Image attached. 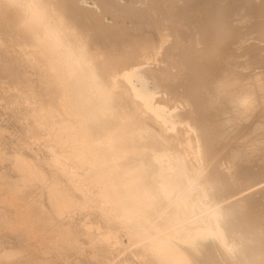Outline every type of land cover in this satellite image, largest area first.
Here are the masks:
<instances>
[{
	"label": "bare ground",
	"instance_id": "obj_1",
	"mask_svg": "<svg viewBox=\"0 0 264 264\" xmlns=\"http://www.w3.org/2000/svg\"><path fill=\"white\" fill-rule=\"evenodd\" d=\"M98 1L121 10L122 19L135 17L139 32L148 33L133 39L127 22L106 23L102 15L94 16L92 32L89 21L82 23L95 13L87 0H0V18L10 28L4 29L12 30L5 37L15 40L11 47L1 34L8 44H0L11 47L6 52L15 53L27 75L19 71L22 81L19 68L17 76L12 70L18 83L4 86L6 94L19 92H11L9 102L14 110L23 109L28 135L11 152L18 179L40 189L37 219L51 221L49 209L62 224L53 229L60 235L54 247L80 251L84 232L96 247L118 254L102 264H129L130 257L141 264H264V217L258 214L264 211V132L251 150L244 143L236 146L232 156L240 168L227 172L220 156L230 131L228 141H235L232 128L243 114L264 115V75L250 70L243 76L236 47L242 31L232 19L236 0L182 5L158 0L169 15L163 21L154 16L155 0L154 13L142 9L144 4ZM149 1L141 0L151 6ZM238 5L264 21V0H238ZM182 26L192 32L187 35ZM256 26L258 47L264 48V25ZM166 30L178 41L167 45ZM105 35L111 45L97 42ZM258 47L247 54L257 55ZM35 74L46 91L54 88L52 95L37 96ZM29 86L36 95L24 91ZM4 145L0 138V148ZM7 251L0 254H11Z\"/></svg>",
	"mask_w": 264,
	"mask_h": 264
},
{
	"label": "rangeland",
	"instance_id": "obj_2",
	"mask_svg": "<svg viewBox=\"0 0 264 264\" xmlns=\"http://www.w3.org/2000/svg\"><path fill=\"white\" fill-rule=\"evenodd\" d=\"M96 1H98V0H96ZM118 1H120V3H121L122 0H118ZM131 1H133L132 2L133 5L130 3ZM146 1H148V0H146ZM155 1H157V7L158 8L154 7L156 5ZM155 1L152 0V2L154 4L151 2L153 7H151L152 5L151 6L149 5L150 3L149 4L148 3H142L141 0H135V3H134V0H128V1L123 0L122 4H123V6H125V4L126 5L129 4L128 5L129 7L130 6L134 7V5L135 6H142L144 4L141 8L143 9V7H144V9L148 12L153 10V8H155V10L158 9L159 11L158 10L157 11L159 13L161 12L159 14V16H158V12H156V15L158 17L154 14V16L156 17L157 20L164 19V17L166 18V15H168V14H166L167 11L162 10L161 9L162 6H161V8L159 7L158 0H155ZM172 1L174 2V4L177 3L178 5H182L184 3L183 0H172ZM219 1H221V0H219ZM255 1L261 2L263 0H255ZM98 3H99V1H98ZM86 5H89V7L91 6L90 7L91 9L90 8L89 9L92 11L94 9L95 13L89 14L90 17L92 16L91 19L89 16H86V18H88L86 20H85V18H83L82 23L89 24V22H90V26L93 27L92 32L95 30L94 27L97 26V25L96 26L91 25L92 23L93 24L96 23L94 16L96 15L95 17H97V15H99L101 17V15H102V18H104V21L106 20L110 24L114 23L115 25H118V24L120 25V24H124L123 22H125V23L127 22V26L129 28V30L131 29L130 32L131 33L133 32L131 35V37H133V39H135L136 37L142 38L140 35H142L144 37L146 35V33H148L146 31L144 33V30L143 31L141 30L142 33H141V31L139 32L138 28L140 29V27H138V26H140V25L137 22L138 19H136L135 17H133V19L131 18V20L133 22L128 17L126 19H124L125 17L122 19L123 12L121 10L117 9L116 7L115 8H111V7L105 8L101 5V3H99V5H98V6H100V8H99L97 6V4L95 3V0H87ZM92 6L95 8H93ZM96 6H97V8H96ZM117 6L119 8V5H117ZM101 10H102V12H101ZM118 10L120 11V13L122 15L121 17H120V15H118V14H120ZM152 12L154 13V10ZM162 13L164 16L162 15ZM117 16H119L121 20H119L118 19L119 17H117ZM159 17H160V19H159ZM92 18H94V19L92 20ZM0 19H1L0 20V22H1L0 23V25H1L0 37H3L2 35H4V37H5L6 34H8L7 31H9V33L11 34L12 30L10 31L9 30L10 28L8 27V25L6 26V24H5L6 20L5 19H3L2 17ZM114 19H116V20H114ZM177 19L180 22H182L179 17ZM232 19L235 22L236 29L240 28V30L242 31L241 40H238L236 47L238 48L237 50L240 53L242 71L243 70L245 71V72H243L244 78L247 77L246 71H250V70L261 71L262 75H264V48L258 47L259 43L261 41H260V37H258V35H257L258 33L255 32V30H257L256 24L257 25L258 24L264 25L263 18H260L259 14H257L256 12L254 15L251 14L249 12L248 8L245 6L239 7L238 0H236L235 15ZM84 20H85V22H84ZM118 20H119V22H118ZM125 20H128V21H125ZM135 20H137V21L134 22ZM241 20H242V22H241ZM86 21H89V22H86ZM161 21H163V20H161ZM133 23H134V28H133ZM5 26H6V28H9V29L5 30L4 29ZM255 26H256V29L254 28ZM182 27H183V29L187 35H189L192 32L191 29L185 28L184 26H182ZM1 29H4L5 31H1ZM136 30H138V31H136ZM226 30L228 31V28H226ZM13 31H15V30H13ZM166 32L170 33V37H169V41H168L167 45L171 44L172 42L178 41V35L176 33H171V32H174L173 30H166ZM135 34H137V35H135ZM105 36H104V38H101L102 36L97 37L98 38L97 42L101 41L103 43L105 40H106V42L109 41L110 39L107 38V36L106 37ZM127 36L125 38H127ZM180 37L183 40V37L182 36H180ZM4 39L0 38V42H3L2 40H4ZM5 40L8 41L9 43H11V41H12L11 47H14L13 45L15 43H13V42H15V40L14 41H13V39L10 40L9 37H8V39L6 38ZM5 40H4V43H6ZM122 41L123 40L121 39L120 42H122ZM8 42L6 44H8ZM101 42H100V45H101ZM110 43H111V41L109 42V44ZM3 44H0V49H1L0 51H2V49H3V51L6 52V50H5L6 47H7L6 49H8L7 51L11 50V47L9 49L8 45L4 46ZM97 44H99V43H97ZM105 44L109 45L108 42L104 43L103 45H105ZM122 44H123V42H122ZM122 44L120 43L121 46H122ZM249 47H253V48L258 47L257 48V51H258L257 55H254V54L248 55L247 53H248ZM3 51L0 54V56H1L0 57V62H1L0 63L1 64L0 65V97H1V99H0V138H2V140L5 143L4 147L5 146L6 147H5V149L0 148V151H1V154H0V251L4 253V252H6V250H8L7 252H10L11 254H9V253H6V254L11 255V256H8L5 254H0V264H102L103 261L106 259V257H109L110 259L115 258V256L118 255L117 253L106 252V250L102 249L101 247H96L95 245L92 244L91 238L84 232L79 235L80 242L83 244L82 250H80V251L79 250H75V251L74 250H67V251L63 252L62 250H59L58 248L54 247V241L58 240L60 235L57 232L55 233V231L53 229L55 227H57L58 225L59 226L62 225L60 223V221H58V222L53 221L54 215L52 214V212L49 211V209H47L48 213H49L48 216H49L50 220L52 219L51 220L52 222L48 221L47 215H46V219H47L48 223L45 222L44 220L39 221L37 219V217L40 216L39 210L41 209V206H39V204H38V200L40 202L43 201V199H40L39 194H38L40 189L37 186H31L30 187V185H26L25 182L20 181L18 179L20 173L16 169L15 157L11 152V150L14 149V147L19 148L20 146H23L25 144L24 142H26V138L28 140V135L26 132V126H25V124H23L24 120L22 119V117H23L22 110L23 109L22 110L21 109L20 110H17V109L14 110L10 104L15 93L17 95L19 92H17V90L13 89V90L8 91V93L6 94L5 92L8 88L7 89L4 88L5 85L8 86L9 84H11V85L17 84L18 83V80L16 77L17 72L19 75L20 74L19 71H20L21 72L20 75L22 76V74H24V71L22 73V70L20 68L21 66L19 65L20 62L18 61V59L17 60L13 59V58H16L14 52H12V54H11V51L8 53L7 52L3 53ZM2 53H3V56H2ZM11 55H13V57H11ZM261 57H263V59H260ZM1 58H2V60H1ZM15 60L18 64L15 62ZM2 62H4V63H2ZM8 62L12 64V69L10 68L11 64L9 65ZM4 64H6V65H4ZM13 64H14V67H13ZM7 65H9V66H7ZM159 65L161 67L167 66V68H168V66L170 67V62L168 64L166 61H164V62L159 61ZM171 65L172 66L170 67V70L172 72H175L177 68L173 67L174 66L173 64H171ZM7 67H9L11 71ZM16 67H17V69H15ZM18 68H19V70H18ZM12 70L16 76L13 75ZM15 70H18V71L14 72ZM20 75L18 76L19 80H22L21 79L22 77L25 78L27 76V75H25V76L23 75L20 78ZM34 76H36V78H34ZM12 78H13V80H12ZM32 79L34 81L33 84L35 83L37 85V87H38V85L39 86L41 85V87L44 88V91H43L42 88L40 87L41 91H42L41 92L39 90L40 89L39 87L35 88L34 86H36V85L32 84L34 89L37 90V91H35V93L37 92L36 93L37 96L47 98V96L52 95L51 91L54 88H52V89L47 88V89H49V90H47L48 92L51 90L48 94V92L46 91V88H45L46 86L45 87L43 86V84H45L43 79L41 80V78L40 79L37 78L36 74L32 75ZM9 81H10V83H9ZM36 81L39 83H37ZM41 81L43 82V84ZM29 87H27V88L24 87L23 90L26 88L24 91L29 92L30 94H35L33 91L34 90L33 87H30V89H29ZM4 89H5V92H4ZM20 89H22V88L20 87ZM29 90L32 92H30ZM164 90H165V88H164ZM38 91H40L41 94ZM11 92L12 93L14 92V95ZM42 93L43 94L46 93V95H42ZM8 95L10 97H8ZM11 96H13V97L11 98ZM175 100L182 105H185V103H186V100L181 99V97H179L177 95H175ZM19 111H21V112H19ZM15 113H17V114L15 115ZM18 113H20L19 117H18ZM242 114H241V116H242ZM262 115H263L262 113H255L254 114V112H252L251 110H248V112L246 114H243V120L241 122L239 121V124L237 126H235L234 128H232V130H234L235 136H236V138L234 139L235 141L232 140L234 142L228 141L229 136L233 133L232 131L229 132V136L227 137V139L225 141V146L220 149L221 160H222V162L225 163V165L227 167V172H229V170L232 171L233 168L238 167V166L240 168V164L239 165L236 164V163H238V158L236 156H232V152L236 149L237 145H240V143L241 144L244 143V145L246 147H249L251 150L252 147L255 145V143L260 142L261 138L264 139V135L260 139L257 138L260 134H262L264 132V115L263 116ZM18 124L20 125L21 128L19 127ZM257 124H261L259 128L256 127ZM253 125H255V126H253ZM23 127H24V129H23ZM17 129L20 131H18ZM24 130H25V132H24ZM19 132H21V134ZM22 134H24V135L22 136ZM17 135H19V136H17ZM13 138H15V139H13ZM22 138H23V140H22ZM24 139H25V141H24ZM17 140H19V141L21 140V142L18 141L19 142L18 143ZM260 157H261V155L255 156V158H260ZM245 163L246 162H242V165H244ZM8 174L12 175V177L8 178ZM229 176L232 179V181H236V180H234L236 177L235 174L232 173ZM260 187L257 186V187H253L252 189L253 190L258 189ZM262 187H264V186H262ZM33 195H35V197ZM31 196H33V198H32L33 200L31 199ZM260 198H261L262 204H264V193L260 196ZM252 207L253 206H251V208ZM262 208H264V206ZM31 214H36V215L32 216ZM258 214H259L260 218L264 217V215H262V214H264V211L262 209H260L258 211ZM35 223H37V224H35ZM38 223H40L42 225H40V224L38 225ZM32 228H33V230H32ZM45 229L47 232L45 231ZM35 230H36V235H35ZM32 232H33L34 236L32 235ZM43 233H48V235L46 236V234H45V236H44ZM63 234H64V232L61 235H63ZM37 235H39V236H37ZM49 236H50V238H49ZM37 238H39V243H38ZM34 240H35V242H34ZM36 242L38 245L36 244ZM33 243H34V245H33ZM39 244H41L42 247ZM35 245H37V246H35ZM50 245L53 246L54 249L52 247H50ZM37 247L38 248L41 247V248L38 249ZM35 248H37V249H35ZM52 250H53V252H52ZM59 251L61 254L59 253ZM138 260L139 259L134 260V258L130 257L129 264H133V263L134 264H136V263L141 264L140 262H137Z\"/></svg>",
	"mask_w": 264,
	"mask_h": 264
}]
</instances>
